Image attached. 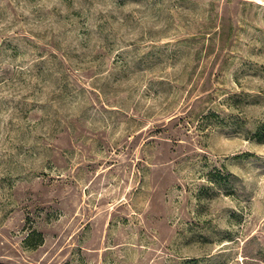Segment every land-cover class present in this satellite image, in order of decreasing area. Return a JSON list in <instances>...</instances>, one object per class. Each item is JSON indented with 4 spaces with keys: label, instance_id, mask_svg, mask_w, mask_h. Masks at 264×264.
Wrapping results in <instances>:
<instances>
[{
    "label": "rangeland",
    "instance_id": "1",
    "mask_svg": "<svg viewBox=\"0 0 264 264\" xmlns=\"http://www.w3.org/2000/svg\"><path fill=\"white\" fill-rule=\"evenodd\" d=\"M264 0H0V262L264 264Z\"/></svg>",
    "mask_w": 264,
    "mask_h": 264
},
{
    "label": "trees",
    "instance_id": "2",
    "mask_svg": "<svg viewBox=\"0 0 264 264\" xmlns=\"http://www.w3.org/2000/svg\"><path fill=\"white\" fill-rule=\"evenodd\" d=\"M259 130H260V129H258L257 132H255V135H257L260 139H261V138H264V136H260V134H259V133H260ZM0 264H5V263L0 262Z\"/></svg>",
    "mask_w": 264,
    "mask_h": 264
}]
</instances>
